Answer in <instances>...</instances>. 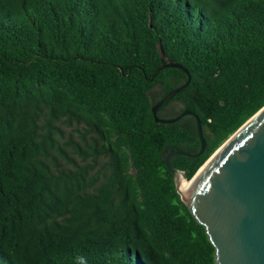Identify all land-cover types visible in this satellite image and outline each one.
<instances>
[{
	"label": "trees",
	"instance_id": "1",
	"mask_svg": "<svg viewBox=\"0 0 264 264\" xmlns=\"http://www.w3.org/2000/svg\"><path fill=\"white\" fill-rule=\"evenodd\" d=\"M158 46L189 179L264 105V0H0V264H215Z\"/></svg>",
	"mask_w": 264,
	"mask_h": 264
},
{
	"label": "water",
	"instance_id": "2",
	"mask_svg": "<svg viewBox=\"0 0 264 264\" xmlns=\"http://www.w3.org/2000/svg\"><path fill=\"white\" fill-rule=\"evenodd\" d=\"M161 65L186 74V80L161 95L150 107L156 123H171L183 115L194 120L198 148L195 152L172 149L164 152L163 164L172 174L176 192L194 220L203 226L214 248L215 264H264V105L239 125L187 179L184 193L178 190L183 172L170 166L176 155L197 156L204 148L199 119L188 110L162 117L156 109L189 80L179 64L165 61L158 46Z\"/></svg>",
	"mask_w": 264,
	"mask_h": 264
},
{
	"label": "rangeland",
	"instance_id": "3",
	"mask_svg": "<svg viewBox=\"0 0 264 264\" xmlns=\"http://www.w3.org/2000/svg\"><path fill=\"white\" fill-rule=\"evenodd\" d=\"M163 111H161L159 114L163 115L164 114ZM175 112L176 110L172 114H174ZM61 129H62V133H61L62 141H66V140L75 141L77 139L76 133L73 131V127H61ZM65 149L67 151V154L71 156L75 162H77L78 160L76 159L75 156L71 154L69 147L66 146Z\"/></svg>",
	"mask_w": 264,
	"mask_h": 264
},
{
	"label": "bare ground",
	"instance_id": "4",
	"mask_svg": "<svg viewBox=\"0 0 264 264\" xmlns=\"http://www.w3.org/2000/svg\"><path fill=\"white\" fill-rule=\"evenodd\" d=\"M190 182H191V181H190V180H187V179H183V180H181L180 183H179V185H178V190H179L181 193H184V192L187 190V188H188Z\"/></svg>",
	"mask_w": 264,
	"mask_h": 264
},
{
	"label": "clouds",
	"instance_id": "5",
	"mask_svg": "<svg viewBox=\"0 0 264 264\" xmlns=\"http://www.w3.org/2000/svg\"><path fill=\"white\" fill-rule=\"evenodd\" d=\"M78 264H87L86 258L83 256L78 257Z\"/></svg>",
	"mask_w": 264,
	"mask_h": 264
}]
</instances>
